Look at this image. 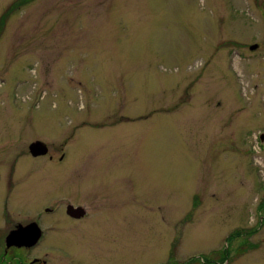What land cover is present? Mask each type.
I'll return each mask as SVG.
<instances>
[{
  "label": "rangeland",
  "instance_id": "374dc122",
  "mask_svg": "<svg viewBox=\"0 0 264 264\" xmlns=\"http://www.w3.org/2000/svg\"><path fill=\"white\" fill-rule=\"evenodd\" d=\"M14 1L0 125L17 136L0 171L35 180L28 142L66 145L45 193L76 172L108 213L50 244L73 264H264V0Z\"/></svg>",
  "mask_w": 264,
  "mask_h": 264
},
{
  "label": "flooded vegetation",
  "instance_id": "af4514ba",
  "mask_svg": "<svg viewBox=\"0 0 264 264\" xmlns=\"http://www.w3.org/2000/svg\"><path fill=\"white\" fill-rule=\"evenodd\" d=\"M1 127L6 130L3 133L0 132V140L9 136H17L15 134L17 132L12 131V126ZM35 141L46 145L47 150L44 154L33 155L30 152L29 145ZM28 143L29 156L41 158L44 161L42 169L35 172V180L27 179L26 174L32 178L34 172L27 168L21 171V166L19 171H14L13 168L7 172L0 171V264H50L51 260H54L56 264H73L74 260L70 251L63 246L50 244L48 241L50 234L73 229L81 230L83 223L94 225L97 221H103L108 213L104 211L102 203H98V195L94 190L81 191L79 184L82 177L76 172H73L75 187L68 189L63 196L51 195L49 198L48 193H45V186L47 188L50 183V177L45 172V160L53 163L63 162L66 158L67 146L60 145L52 152L39 138H34ZM16 158L13 156V159ZM32 208L35 210L33 213L25 210H32ZM23 209L26 213L22 211ZM29 226H33L38 232V238L33 244H26L28 240L18 235L7 239L10 233L15 231L17 234L21 227ZM253 232L254 229L250 230L249 234ZM72 236L74 235L67 237ZM18 243L22 244L18 245ZM220 251L222 250L218 251L216 263L220 262Z\"/></svg>",
  "mask_w": 264,
  "mask_h": 264
},
{
  "label": "water",
  "instance_id": "95a60500",
  "mask_svg": "<svg viewBox=\"0 0 264 264\" xmlns=\"http://www.w3.org/2000/svg\"><path fill=\"white\" fill-rule=\"evenodd\" d=\"M256 47H257L256 44H252V45L249 46L250 49H255ZM262 137H263V134H261V138ZM29 149H30V152L33 155L44 154L46 152V150H47L46 145L43 142H40V141H35V142L31 143L29 145ZM16 235H18V237L22 236L24 239L26 238V240H28L26 244H28V245H31L34 242H36V240L38 238V232H36V229L33 228V226H29V227H26V228H22L21 227L20 230H18L17 234L14 231L13 233H10L8 235L7 239L12 237V236L15 237ZM7 243L10 244L8 240H7ZM21 244L22 243H18V245H21Z\"/></svg>",
  "mask_w": 264,
  "mask_h": 264
},
{
  "label": "trees",
  "instance_id": "16d2710c",
  "mask_svg": "<svg viewBox=\"0 0 264 264\" xmlns=\"http://www.w3.org/2000/svg\"><path fill=\"white\" fill-rule=\"evenodd\" d=\"M22 0H15L14 2H13V4H20V2H21ZM11 10V8L9 7V11ZM5 13H6V11L0 16V27H2V24H3V22H4V18H5ZM235 234H230L228 237L230 238L231 236H234ZM256 245V244H255ZM227 251H228V248H224L222 251H220V254H221V256H220V259L221 260H225V259H227L228 258V253H227ZM223 253H225V254H223ZM238 253H240V252H238ZM204 261L206 262V263H210V260L209 259H207V258H205L204 259ZM176 264V263H175Z\"/></svg>",
  "mask_w": 264,
  "mask_h": 264
}]
</instances>
